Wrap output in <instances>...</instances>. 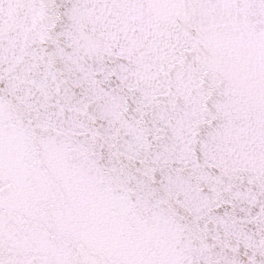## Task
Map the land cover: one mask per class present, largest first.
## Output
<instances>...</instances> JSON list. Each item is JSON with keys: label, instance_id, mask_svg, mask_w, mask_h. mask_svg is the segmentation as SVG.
Segmentation results:
<instances>
[{"label": "snow or ice", "instance_id": "1", "mask_svg": "<svg viewBox=\"0 0 264 264\" xmlns=\"http://www.w3.org/2000/svg\"><path fill=\"white\" fill-rule=\"evenodd\" d=\"M0 264H264V0H0Z\"/></svg>", "mask_w": 264, "mask_h": 264}]
</instances>
